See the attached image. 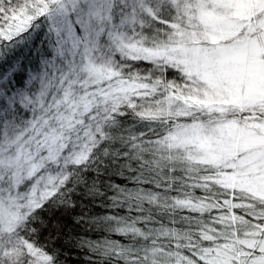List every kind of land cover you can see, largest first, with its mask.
<instances>
[{
	"label": "snow or ice",
	"instance_id": "6c2138e0",
	"mask_svg": "<svg viewBox=\"0 0 264 264\" xmlns=\"http://www.w3.org/2000/svg\"><path fill=\"white\" fill-rule=\"evenodd\" d=\"M78 192L88 264H264V0H0V264Z\"/></svg>",
	"mask_w": 264,
	"mask_h": 264
},
{
	"label": "trees",
	"instance_id": "16d2710c",
	"mask_svg": "<svg viewBox=\"0 0 264 264\" xmlns=\"http://www.w3.org/2000/svg\"><path fill=\"white\" fill-rule=\"evenodd\" d=\"M121 177L116 178V183H119ZM131 186V184H129ZM75 201V207L67 210L57 209L56 220L63 226L61 231L56 236L51 237V241L54 247L63 251L69 256L68 264H88L89 254L83 248H75L69 252L72 242L78 239H101L100 228L97 226L93 228L90 223H81V218L87 220L89 216L104 215L105 213H111L113 210L105 208L96 201L95 204L89 203V198L82 193H77L73 197ZM51 217V213L48 214ZM50 233L44 232L43 239L49 241ZM113 239H121L119 236H113ZM121 242H125L121 240Z\"/></svg>",
	"mask_w": 264,
	"mask_h": 264
}]
</instances>
